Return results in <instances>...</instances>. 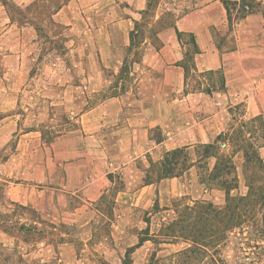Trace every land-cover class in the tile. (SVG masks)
I'll list each match as a JSON object with an SVG mask.
<instances>
[{"label":"crops","instance_id":"1","mask_svg":"<svg viewBox=\"0 0 264 264\" xmlns=\"http://www.w3.org/2000/svg\"><path fill=\"white\" fill-rule=\"evenodd\" d=\"M255 1L260 7L239 18L244 0H157L153 22H144L149 0H70L59 9L55 21L82 36L77 51L87 67L83 88L101 91L120 77L125 62L129 85L120 77L114 87L119 93L78 113L79 128L70 133L47 143L37 140L36 131L18 134V147L0 168L7 177L4 193L48 220L52 231L48 242L19 250L28 264H150L165 244L139 238L148 236L149 219L165 220L176 205L227 206L228 191L207 184L202 170L210 176L222 157H234L242 171L249 153L238 150L244 143L238 129L249 126L251 148L264 165V140L254 129L264 135V0ZM2 7L0 46H11L4 60L19 68L25 57L19 48L35 32L19 29ZM136 24L151 37L141 41L142 53L133 61ZM21 89L9 87L7 94ZM14 117L0 120V141L17 132ZM179 149L189 155L188 167L160 178L165 155ZM241 190L249 193L239 177L230 194ZM110 191L111 201L103 202ZM101 221L111 222L114 244H94ZM67 227L79 233L73 236ZM253 264H264V253Z\"/></svg>","mask_w":264,"mask_h":264},{"label":"rangeland","instance_id":"2","mask_svg":"<svg viewBox=\"0 0 264 264\" xmlns=\"http://www.w3.org/2000/svg\"><path fill=\"white\" fill-rule=\"evenodd\" d=\"M35 1L40 2L42 7L38 8L39 5L29 8L31 3L21 5L17 0H0L5 14L19 29L33 27L35 32V36L28 39L29 43L19 48L25 52L24 61L21 62L19 68L17 64L10 68L4 60V55L11 52V46L9 49H3L0 46V120L12 115L18 119L17 132L0 141V168L7 166L11 159L10 152L18 147V134L22 135L28 130L36 131L38 141L48 142L59 135L70 133L79 128L78 113L119 93L114 87L119 86L120 77L124 78V86L129 85L125 81L128 79L129 62H125L120 77L113 78V82L104 86L101 91L85 90L83 86L87 83L88 76L85 62L77 51V43L82 38L79 32L61 24L55 32L45 28L38 33L34 25L27 23L28 20L21 19L20 16L27 14L31 17L34 11L48 15L62 0H56V4L48 0H34L32 3ZM69 1L66 0V3ZM154 7L145 16L144 22L154 21L156 14ZM3 27L0 26V31ZM18 32L17 29L15 35H18ZM145 37H151V34L138 36L133 61L140 58L141 41ZM18 47L15 45L13 49L16 50ZM84 72H86L85 76ZM106 73H108L107 70ZM214 78L221 83L222 79L219 74L214 75ZM131 81L133 83L132 79ZM14 86H21V91L7 94L9 87ZM248 128L249 126L245 129H238L239 137L244 142L238 150L244 149L249 153V158H244L241 172L236 169L237 165L241 164L240 159L234 157H228L224 162L229 165L228 168L231 167L230 170L226 169L225 172L218 170L212 174V178L209 172L202 170V176L207 184L219 188L231 189L238 186L239 177H241L244 185L248 187L247 193H250L247 194V198L244 196L246 190L231 195L228 205L231 204L230 209L236 215L231 222L225 221L220 227H214V232L210 231V228H207L209 231L207 234L202 232L203 235L212 233L220 236L217 247L209 245L207 249H204L201 246L203 239L198 237L202 234L199 232L202 230L201 223H197L192 228L191 235L189 231H186L185 233H174V235L181 236L174 237L167 231V227L172 222L181 219L185 208L183 205H176L175 212L167 216L165 220L152 222L149 219L148 236L141 237L140 235L139 237L141 240L149 237L152 245L165 244L164 253L158 258L153 257L150 264H253L262 257L264 253L262 251L264 247V165L256 152L252 150V148L255 150V147L246 134ZM254 129L258 141L263 142L262 131L259 128ZM203 150L202 147L198 148V153L202 154ZM179 161L178 169L184 166V157H181ZM200 162L203 167L206 166L204 158ZM6 179V176L0 175V264H28L26 259L20 255L19 250H22L25 245L29 249H34L39 246L40 242H48V231L51 229L48 228V220L43 219L36 211L12 204L4 193ZM112 194L114 192L110 191L104 197L103 202H110ZM240 197L246 199L239 204L240 210L238 211L236 207ZM100 225V235L95 237L94 244L98 245L100 241L105 244H114L116 240L113 236L111 222L101 221ZM65 229L73 236L79 233L78 227ZM187 237L188 239H185ZM12 242H14V247ZM227 245L229 249H225ZM189 249H192V252H188Z\"/></svg>","mask_w":264,"mask_h":264},{"label":"trees","instance_id":"3","mask_svg":"<svg viewBox=\"0 0 264 264\" xmlns=\"http://www.w3.org/2000/svg\"><path fill=\"white\" fill-rule=\"evenodd\" d=\"M52 2L54 4L57 3L56 0H48V2ZM157 2V0H154ZM155 2L153 0H149L148 4V9H151L154 5ZM41 3H37L35 1L30 5L29 8H33L34 6L37 7ZM66 4V0H62L60 4H56L55 7L53 8V11L49 12L48 15H42L34 11L33 16L28 17L27 14H22L21 19L28 20L27 23H31L36 27V30L38 33L42 32L45 28L52 30V32L56 31V28L60 27L61 24L57 23L54 19V15L59 11V9ZM42 6L40 5L38 8H41ZM260 7V3L256 2L255 0H244V3L242 4L241 8L239 9V18L244 17L246 14L254 11L255 9ZM149 12V11H148ZM146 31L140 27V24H136V28L131 31V46H135L137 44V38L138 36L144 35ZM155 32V31H154ZM53 41V40H52ZM215 150V147H212ZM210 149V147H207V150ZM204 153H202V158L204 157ZM181 157H184L185 164L182 166V168L178 169V165H180L179 159ZM249 158V155L246 156ZM228 157H222L220 164L217 166L215 172L222 171L225 172L226 169H231V167L228 168V164H224L225 159ZM189 155L185 152L183 149L175 150L172 152H169L168 154L165 155V158L162 162L161 170L159 171V177L160 178H165V177H173L176 175H180L189 165ZM213 172L212 174H215ZM228 173V172H227ZM226 173V174H227ZM212 174H210V177L212 178ZM214 178V177H213ZM228 191V203L230 202V190L232 189H227L223 188ZM250 193H248L249 195ZM245 196L246 198L248 197ZM245 197H240L238 202H237V207L236 209L239 211V204L243 202L242 200L246 199ZM20 206V205H17ZM230 205L227 204V206L223 209H219L214 207L211 204H199L196 207H189L185 206L181 219L180 220H175L172 222L167 228L168 232L172 233L174 237H181L179 235H174V233H185L186 231H189V235H191V230L196 226L197 223L202 224V230L199 232H204L208 233L207 228H210V231H213L214 227H220L221 224H223L225 221L227 223L231 222L232 219L236 217L235 213L232 212L233 210L230 209ZM23 207L24 206H20ZM214 232V231H213ZM167 235V234H166ZM170 235V234H169ZM188 235V236H189ZM217 235V234H215ZM214 234L210 233L209 235H203L200 234L198 237L203 239V244L201 246L204 247V249H207L208 246L212 247H217V243L220 240V236H215ZM146 238H142V241ZM185 239H188L185 238ZM196 243V242H194ZM199 245V244H198ZM188 252H192V249L187 250ZM186 251V252H187ZM206 252V250H204ZM129 263V259L126 261Z\"/></svg>","mask_w":264,"mask_h":264}]
</instances>
